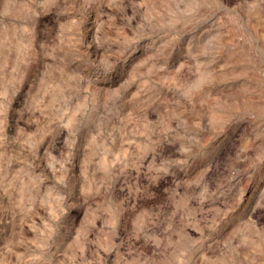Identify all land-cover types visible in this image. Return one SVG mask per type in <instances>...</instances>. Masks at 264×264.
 Listing matches in <instances>:
<instances>
[{
    "label": "rangeland",
    "instance_id": "374dc122",
    "mask_svg": "<svg viewBox=\"0 0 264 264\" xmlns=\"http://www.w3.org/2000/svg\"><path fill=\"white\" fill-rule=\"evenodd\" d=\"M256 20L264 0H0V264H261L264 131L196 95L230 49L264 63Z\"/></svg>",
    "mask_w": 264,
    "mask_h": 264
},
{
    "label": "bare ground",
    "instance_id": "6f19581e",
    "mask_svg": "<svg viewBox=\"0 0 264 264\" xmlns=\"http://www.w3.org/2000/svg\"><path fill=\"white\" fill-rule=\"evenodd\" d=\"M251 27L252 29L250 31L258 38L257 45L264 51V20H256ZM243 49H230L226 60L224 59V64L214 69L213 74L206 83L203 84L204 88H201L202 90L196 94L197 97L201 96L203 93H209L214 96V99L217 101V107L214 111L210 112L214 124L220 127L218 130L221 129V127L226 128V125H229L236 117L248 115V117L251 116L253 118V120L250 119L252 120L250 123L252 129L256 130L261 128L264 131V63L258 62L260 65L259 68L258 66L251 68L245 59V51ZM182 106L184 114L189 116L187 118L197 122H204L206 111H208L209 108L206 104L198 107L191 101L185 100ZM250 194H252V192ZM245 197L247 196L245 195ZM259 258H261V256ZM261 260V264H264V257Z\"/></svg>",
    "mask_w": 264,
    "mask_h": 264
}]
</instances>
